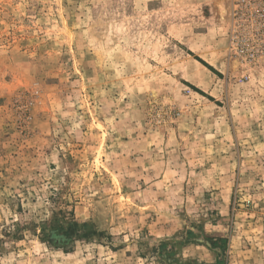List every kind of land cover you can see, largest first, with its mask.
<instances>
[{"label":"rangeland","instance_id":"374dc122","mask_svg":"<svg viewBox=\"0 0 264 264\" xmlns=\"http://www.w3.org/2000/svg\"><path fill=\"white\" fill-rule=\"evenodd\" d=\"M0 264H264V0H0Z\"/></svg>","mask_w":264,"mask_h":264},{"label":"trees","instance_id":"16d2710c","mask_svg":"<svg viewBox=\"0 0 264 264\" xmlns=\"http://www.w3.org/2000/svg\"><path fill=\"white\" fill-rule=\"evenodd\" d=\"M205 65H207V64H205ZM207 67L209 68V69H211V70H214L211 66H209V65H207ZM199 92H201V91H199ZM219 241H221V242H224L225 241V238H219L218 239Z\"/></svg>","mask_w":264,"mask_h":264}]
</instances>
